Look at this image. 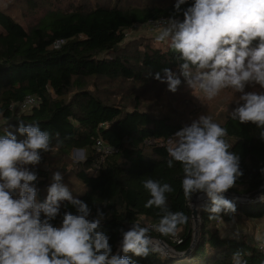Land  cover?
Wrapping results in <instances>:
<instances>
[{
  "label": "trees",
  "instance_id": "trees-1",
  "mask_svg": "<svg viewBox=\"0 0 264 264\" xmlns=\"http://www.w3.org/2000/svg\"><path fill=\"white\" fill-rule=\"evenodd\" d=\"M22 2L23 15L32 18L26 25L0 7V136L8 130L15 133L20 122L38 124L51 133V150L41 153L38 165L28 166L38 177L34 182L38 202L45 200L40 191L55 172L52 164H47L48 159L59 154L64 170L68 166L64 159H69L71 150L82 149L84 160L73 163L70 171L82 190L73 196L88 204L90 218L96 216L97 208L105 214L102 230L109 235L114 253L122 237L121 229L141 219L159 225L160 210L145 207L150 195L143 181L151 178L173 187L174 191L166 194L167 207L187 219L177 225L174 233L148 229V235L185 254L169 257L154 251L141 258L128 253L134 264H236L237 251L246 264H264V253L257 244L246 237L220 234L219 223L229 217L222 213L210 219L205 210L210 204L208 198L198 209V236L192 244L189 203L199 193L185 196L182 165L174 161L173 167L167 166L171 157L169 145L164 144L168 138L175 139L186 120L159 113L155 108L150 110L144 90L160 83L149 73L161 72L163 76L161 70L170 68L179 74L178 54L169 43L162 47L137 39L123 44L125 31L135 24L159 17L182 21L183 10L193 0L181 5L180 12L174 9L176 0L165 4L138 0H115L113 4L89 0ZM26 94L35 95L38 103L27 113L17 115L10 105ZM214 122L227 129L224 139L231 145L229 150L240 156L243 172L235 187L226 193L248 195L256 191L264 185V140L259 136L262 129L252 123L241 124L231 115ZM97 137L116 152L100 160L93 147ZM225 198L236 206L231 216L264 218V202H241L227 195ZM65 211L74 213L75 209L63 202L61 215L52 221L54 225L60 224Z\"/></svg>",
  "mask_w": 264,
  "mask_h": 264
},
{
  "label": "clouds",
  "instance_id": "clouds-1",
  "mask_svg": "<svg viewBox=\"0 0 264 264\" xmlns=\"http://www.w3.org/2000/svg\"><path fill=\"white\" fill-rule=\"evenodd\" d=\"M186 2L176 0L175 11L180 12ZM158 39L168 40L178 54L179 75L163 68V76L161 72L149 76L175 93L180 76L190 85L195 70L199 88L208 99L232 89L240 94L230 113L232 119L255 124L262 129L259 136L264 140V91H245L250 85L264 89V0H193L183 10L182 21L168 18ZM15 133L8 130L0 136V264H134L128 253L146 258L155 251L148 228L132 223L127 231L120 230L122 239L114 253L109 235L102 230L105 214L97 208L96 216L90 218L91 208L73 196L59 171L52 174L46 199L38 202L34 186L38 177L28 166L38 165L41 153L51 150V133L24 122ZM225 136L227 129L210 116L200 115L175 133L167 149L171 157L167 166L173 167L174 161L182 165L185 196H207L210 204L205 210L210 219L236 211L224 194L243 175L240 156L229 150ZM143 187L150 195L145 207L162 213L157 230L174 233L187 218L167 207L166 194L173 187L151 178L143 181ZM259 200L264 202V195ZM65 201L75 212L65 211L60 224L54 225ZM239 257V251L234 253L236 264H246Z\"/></svg>",
  "mask_w": 264,
  "mask_h": 264
},
{
  "label": "rangeland",
  "instance_id": "rangeland-1",
  "mask_svg": "<svg viewBox=\"0 0 264 264\" xmlns=\"http://www.w3.org/2000/svg\"><path fill=\"white\" fill-rule=\"evenodd\" d=\"M72 1V0H68ZM78 1V0H73ZM91 3H111L115 0H89ZM125 1V0H122ZM134 1V0H133ZM139 3H161L165 4L170 0H138ZM136 2V1H135ZM0 7L10 13L16 20L21 22L23 25L28 24L32 18L30 16H24L25 7L23 5L22 0H0ZM164 28L161 29H150L146 26H135L131 29L125 31L124 42L129 43L135 41L137 39L149 40L155 45L164 46L169 43L168 40H160L158 39L161 32ZM165 47V46H164ZM177 74V73H176ZM179 75V74H177ZM181 85L178 90L173 93L170 92L167 88L166 83H158L153 84L152 86H148L144 90L146 91V99L150 101L149 109L158 111L159 113L171 114L172 116L182 117L186 120L185 123H192L193 120L198 119L200 115H207L212 118L213 121L221 122L228 115H230L231 110L236 107V101L239 99V93L234 92L230 88H226L221 90V92L214 98L208 99L203 93L202 89L199 88L198 82L195 79V72H193V76L190 78L192 80V84H188L183 76H180ZM245 91H264L261 89L259 85L248 86ZM118 98V96H117ZM147 104V100L145 102ZM148 105V104H147ZM22 113L18 112L17 115ZM184 123V124H185ZM183 124V125H184ZM68 166L64 170L61 169L60 164L62 163V158L59 154L52 155L50 159H48L47 164H52V170L59 171L63 175V183L66 184L69 189L72 191L73 195H77L81 192L82 187L79 184V181L73 176L70 172L73 163H77L78 161L84 160V151H75L74 149L70 152L69 159H64ZM71 162V163H70ZM70 163V164H69ZM45 164V165H47ZM42 166V165H41ZM52 183V178L49 179L48 185L41 189L40 195L46 199L47 196V188ZM15 198H18V193H13ZM37 201H38V193H37ZM189 204L199 205V202H194ZM233 222L231 226H235L238 231L241 233H245V237L250 241L254 242L257 245H264V218L258 219H243L232 217ZM142 227L147 224V222L141 219L138 222ZM219 231L228 227L230 224L226 222V220L221 221L219 223ZM234 228V227H233ZM235 229V228H234ZM222 233H225L224 230Z\"/></svg>",
  "mask_w": 264,
  "mask_h": 264
},
{
  "label": "built area",
  "instance_id": "built-area-1",
  "mask_svg": "<svg viewBox=\"0 0 264 264\" xmlns=\"http://www.w3.org/2000/svg\"><path fill=\"white\" fill-rule=\"evenodd\" d=\"M168 18L169 17H159L156 19H148L145 23L143 24H135V26H146L147 28L149 27L150 29H161L167 27L168 23ZM178 19V18H176ZM180 20V19H178ZM125 35V34H124ZM38 103V100L35 95L33 94H26L19 102L11 104L10 109L15 113L18 114L20 113H27L32 107L36 106ZM191 123H185L183 127L190 125ZM174 140L172 138H168L164 144L170 145L171 141ZM93 147L95 149V152L97 153L98 157L100 160H102L105 156L108 154H111L113 152H116V149L112 147L111 145L105 143L102 139L99 137L94 139V144ZM261 195H264L262 193L257 194L251 198H248V200H237V201H248V202H259V197ZM144 227L154 230L155 232H160L158 231V225H153V224H146ZM151 242H152V247L155 249V251H159L160 253H165L169 246L159 240L158 238L151 237ZM258 248L264 253V245H257Z\"/></svg>",
  "mask_w": 264,
  "mask_h": 264
},
{
  "label": "water",
  "instance_id": "water-1",
  "mask_svg": "<svg viewBox=\"0 0 264 264\" xmlns=\"http://www.w3.org/2000/svg\"><path fill=\"white\" fill-rule=\"evenodd\" d=\"M75 151H83L82 149H74ZM261 192H264V185H262L260 188H258L256 191H253L252 193L248 194V195H236V194H227L225 193L224 195H227L230 198H233L235 200H248V198H251L257 194H260ZM207 196L204 193H199L196 196H194L191 199V203L194 202H199V205H194V204H190L191 207V215H192V223H193V240H192V244L197 240V236H198V224H199V220H200V213L198 212V209L202 208V202L204 199H206ZM131 226L127 227L124 231H127ZM122 239V237H121ZM119 250V245L118 248L116 250V252H118ZM115 252V253H116ZM121 255H123V253H120ZM163 255L169 256V257H176V256H182L185 253H177L173 250L172 247L169 246V248L167 249V251L165 253H161Z\"/></svg>",
  "mask_w": 264,
  "mask_h": 264
},
{
  "label": "crops",
  "instance_id": "crops-1",
  "mask_svg": "<svg viewBox=\"0 0 264 264\" xmlns=\"http://www.w3.org/2000/svg\"><path fill=\"white\" fill-rule=\"evenodd\" d=\"M227 215L229 219H227L226 222H229L230 224L228 225V227H225L224 229H222V231L224 230L225 233H222V231L221 232L219 231L220 234L223 236H231L235 238L245 237V233H241L240 231H238V229L235 226H231V223L233 222V219H232L233 216H231L232 214L229 213Z\"/></svg>",
  "mask_w": 264,
  "mask_h": 264
}]
</instances>
